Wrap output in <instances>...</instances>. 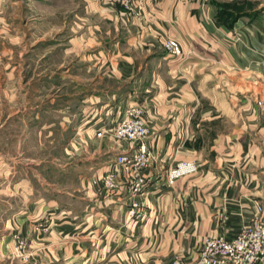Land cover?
<instances>
[{
  "label": "crops",
  "instance_id": "crops-1",
  "mask_svg": "<svg viewBox=\"0 0 264 264\" xmlns=\"http://www.w3.org/2000/svg\"><path fill=\"white\" fill-rule=\"evenodd\" d=\"M66 1L69 29L57 40L49 31L11 27L12 0H0V143L8 148L0 150V221L7 231L0 237V264L192 261L207 235L231 239L256 217L263 220L256 206L264 205V0L230 26L219 22L214 0H139V13L107 0ZM14 2L22 7L24 0ZM39 2L54 3L28 5ZM167 37L193 53L169 55L162 45ZM104 77L114 86L104 85ZM135 103L144 107L152 133L147 144L156 158L145 170L147 191L134 196L145 204L140 223L126 220L128 186L103 204L100 181L126 145L109 133L94 137L95 127L112 126L115 110ZM35 126L48 145L55 131L67 134V155L77 130L86 133L84 148L92 156L66 163L63 176L53 179L79 180L77 187L60 193L48 183L42 196L33 184L36 169L18 174L17 152ZM181 160L197 170L168 186L167 171ZM42 226L50 228L53 259L41 263L35 253L24 263L16 235L33 238ZM72 242L79 248L73 251Z\"/></svg>",
  "mask_w": 264,
  "mask_h": 264
},
{
  "label": "built area",
  "instance_id": "built-area-1",
  "mask_svg": "<svg viewBox=\"0 0 264 264\" xmlns=\"http://www.w3.org/2000/svg\"><path fill=\"white\" fill-rule=\"evenodd\" d=\"M113 4L121 5L128 11L139 13L136 9L140 6L139 0H107ZM138 2V6L136 3ZM163 47L171 56H184L192 54L191 49L185 51L178 38L167 37ZM262 104L261 101H259ZM116 112V110H115ZM111 117L112 126L102 124L95 127V138H102L110 134L118 146L126 145L127 151L118 154L105 172L103 189L105 194H116L124 186H128L129 199H136L137 195L144 194L150 179L145 170L156 159L149 148L147 140L151 137V127L145 117L142 104H129L126 108ZM111 115V114H107ZM104 122V119L101 120ZM81 130H77L80 134ZM197 170L195 163L181 160L167 171L166 184L173 186L179 177L191 174ZM141 202L133 201L129 208L132 216L139 214ZM143 207V206H142ZM142 207L141 210L142 211ZM257 214H264V205L256 206ZM144 212V211H143ZM140 215L137 217L138 219ZM173 264H184L175 260ZM192 264H264V219L256 217L251 223L246 224L231 239L222 235H208L201 247L196 261Z\"/></svg>",
  "mask_w": 264,
  "mask_h": 264
},
{
  "label": "rangeland",
  "instance_id": "rangeland-1",
  "mask_svg": "<svg viewBox=\"0 0 264 264\" xmlns=\"http://www.w3.org/2000/svg\"><path fill=\"white\" fill-rule=\"evenodd\" d=\"M14 1L15 0H12V2L8 3L7 5V10H8V15H9L8 20H9V24L11 27L26 28L27 30H30V31H37L38 32L37 34H39V32H43L45 34L46 31H49L52 33L51 35L49 33V36L55 35V39L57 40L62 38V35L59 34L60 31L69 29V25H68L69 18L67 17V14L70 12L68 11V8L70 6L69 1L53 0L54 3L49 4V6L46 3L39 2L38 4H35L34 6H32L31 8L28 4L32 2V0H24L22 7L20 3L18 5V3H15ZM215 1L222 2V0H215ZM34 2L36 3V1ZM223 2L230 4L232 9L241 12L243 10H248L250 8L254 9L255 7L259 5L260 1L259 0H232V1L223 0ZM263 9H264V6H263ZM52 10H53V13L51 12ZM55 48L56 50L54 52V60H55V63L57 64L62 59V54L59 53L60 51L57 49V44ZM88 75H89L88 80L91 81L90 78H92V75L91 74H88ZM104 85L113 87L114 82L104 77ZM34 130L35 131L37 130L36 126L30 129L29 137H26L27 142H26L24 149L21 150V154L20 152L19 153L17 152V157H19V159L21 158L20 163L22 164V166H20L18 169V174L23 173V176L26 174L30 176V172H29L30 168L32 167L33 170L36 169V171H38L39 178L38 180L36 179L35 181H33V184L37 186L39 190V194L42 196H45V195L47 196L49 192L47 190L49 187L48 183H52V182L56 183L57 188L61 191L60 193H62L66 189L68 190L70 186H72V188L77 187L79 185L78 183L79 180H76L73 182H65V181L55 182L56 180L54 181L53 179L63 176L62 169L66 163L80 160L81 157L89 158L90 156H92L91 150L89 151L90 147L88 148V150L84 148V146H87L90 143L89 138L86 135V133L84 134L83 132H81L80 134H77L76 132V134L72 136L73 143L69 147L70 149L69 151L71 152L70 153L71 155H67L65 153V145L67 142L66 143L64 142V139L66 138L67 134H63L61 132L55 131L54 136L56 139L53 142V145H50V144L48 145V143L44 141L45 140V136L43 135L44 133L39 134V132H35ZM41 145L42 147H40ZM7 149L8 148L2 149V143H0L1 151L5 152V150ZM85 150L87 151L86 154L83 153ZM81 151L83 154L79 153ZM11 152H13L14 154L15 150L12 149ZM37 162L39 163L38 166L35 164ZM26 169L28 170V172ZM104 177H105V173L102 176V180H104ZM100 182L103 187V184H104L103 181H100ZM8 187H9V183H8ZM110 196L111 194L107 193L105 196V199H103V202H104L103 204H106L105 206H107V203H106L107 198H109ZM60 200L67 201L68 199L66 197H60ZM134 200L141 202V205L139 208V214L137 216H132L128 210V212L126 213V220L128 219L130 222L140 223L146 218L145 217L146 213L143 212L145 204H143V201L139 199H131L129 200V208L133 204ZM23 201H25V199ZM141 207H142V211H140ZM139 215H140L139 218L141 219L137 220V217ZM11 216H12L11 214L8 215V217H11ZM1 219H4V217H1ZM0 222H1L0 223V237L2 239V237L4 236V233L7 231L5 230L6 227H5L4 221L1 220ZM12 224L13 226H15L14 219L12 220ZM9 226L10 225L8 223V227ZM36 233L37 231L33 233V238H31L32 236L31 234L24 236L22 238L16 235V250L15 251L17 254L22 255L24 263H28L31 257L36 255L35 253L38 254L39 262L41 263H46L47 259H49V261L53 259L52 251L51 249L48 248V243L46 241L47 236L51 233L49 226H42L41 230L38 231L37 235ZM74 235H77V233L72 234L71 238L74 239ZM209 235H213V234H209ZM206 237L204 238V241ZM74 242L76 243V241ZM74 242L71 243V248L73 249V251L74 249L79 248L78 244H76L77 247L75 248L76 245ZM92 247L94 248L96 247L94 242H92ZM45 256L46 257L48 256L46 260L44 258ZM175 260H181L183 261L184 264H192L193 262L196 261V259L192 261H187L184 256H176L172 263H174Z\"/></svg>",
  "mask_w": 264,
  "mask_h": 264
},
{
  "label": "trees",
  "instance_id": "trees-1",
  "mask_svg": "<svg viewBox=\"0 0 264 264\" xmlns=\"http://www.w3.org/2000/svg\"><path fill=\"white\" fill-rule=\"evenodd\" d=\"M214 4L218 8V20L222 25H229L235 22L242 13L231 8V5L223 1H215Z\"/></svg>",
  "mask_w": 264,
  "mask_h": 264
}]
</instances>
